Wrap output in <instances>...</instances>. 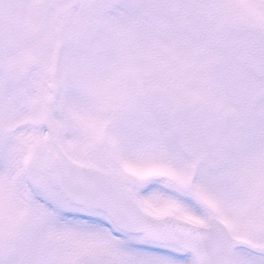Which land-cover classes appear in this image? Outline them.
I'll return each mask as SVG.
<instances>
[{"label": "snow or ice", "instance_id": "1", "mask_svg": "<svg viewBox=\"0 0 264 264\" xmlns=\"http://www.w3.org/2000/svg\"><path fill=\"white\" fill-rule=\"evenodd\" d=\"M17 3L0 264H264V0Z\"/></svg>", "mask_w": 264, "mask_h": 264}, {"label": "rangeland", "instance_id": "2", "mask_svg": "<svg viewBox=\"0 0 264 264\" xmlns=\"http://www.w3.org/2000/svg\"><path fill=\"white\" fill-rule=\"evenodd\" d=\"M29 2H35V0H29ZM3 3L6 4L11 9V15L13 17L21 15V9L17 0H3ZM4 13L0 11V24L3 23ZM13 27H19V25H13Z\"/></svg>", "mask_w": 264, "mask_h": 264}]
</instances>
